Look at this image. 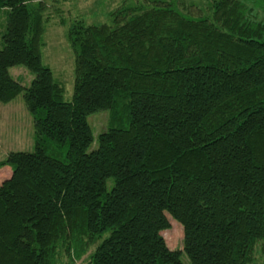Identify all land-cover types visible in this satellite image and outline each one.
<instances>
[{
  "label": "trees",
  "instance_id": "obj_1",
  "mask_svg": "<svg viewBox=\"0 0 264 264\" xmlns=\"http://www.w3.org/2000/svg\"><path fill=\"white\" fill-rule=\"evenodd\" d=\"M49 1L61 13L0 0V101L21 91L34 139L0 158V264H182L170 220L188 264H247L256 242L264 258V0H119L108 21L71 20L70 99L40 61Z\"/></svg>",
  "mask_w": 264,
  "mask_h": 264
},
{
  "label": "rangeland",
  "instance_id": "obj_2",
  "mask_svg": "<svg viewBox=\"0 0 264 264\" xmlns=\"http://www.w3.org/2000/svg\"><path fill=\"white\" fill-rule=\"evenodd\" d=\"M124 1L129 2V0ZM46 4H49L46 12L49 17L44 21V29L41 33L40 61L50 68L52 77L61 84L62 98L70 99L74 76V53L66 36L68 24L76 18L94 23L108 21L109 10L118 5L119 0H63L59 5L62 9L61 13H56L51 9L50 1ZM60 16L63 18L62 22L58 21ZM4 23L5 14L4 11H1L0 33L4 28ZM8 71L13 78L23 85H27L33 76V73L20 63L9 66ZM107 115V109H99L87 114L86 119L93 136V141L89 147L92 148L96 145L98 132L106 127ZM33 146L32 117L20 91L11 99L0 101V158H3L10 150L31 151ZM9 171V165L1 166L0 178L7 175ZM161 233L170 248L181 250V263L188 264V258L182 251V228L180 224L175 220H170L169 228L161 231ZM258 244L256 242L254 245L251 260L247 264H264V258L260 254ZM75 264H85V262L78 261Z\"/></svg>",
  "mask_w": 264,
  "mask_h": 264
}]
</instances>
